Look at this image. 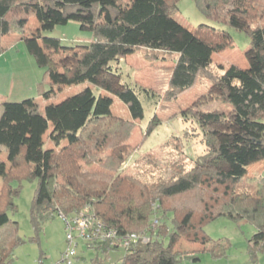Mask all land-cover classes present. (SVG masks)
Instances as JSON below:
<instances>
[{
    "label": "trees",
    "instance_id": "16d2710c",
    "mask_svg": "<svg viewBox=\"0 0 264 264\" xmlns=\"http://www.w3.org/2000/svg\"><path fill=\"white\" fill-rule=\"evenodd\" d=\"M178 1L0 0V53L7 48L2 36L16 32L25 39L28 52L43 68L37 84L43 99L56 98L64 84L89 80L114 92L130 113V117L114 114L111 98H96L89 86L43 107L34 97L0 99V264H11L13 250L24 242L17 235V221L9 217L16 210L14 196L23 179L37 182L29 206L35 237L55 215L71 216L89 205L118 235L148 238L125 247L111 239L86 243L102 252L103 260L110 250L122 247L123 256L111 264L198 260L197 253L208 243L212 257L222 256L225 244L212 243L204 231L220 216L254 226L247 239L253 261L256 251L264 249V177H257L253 189L239 184L250 160L259 154L264 158V25L248 21L264 11V0H195L206 17L244 29L250 39L248 67L229 64L218 74L209 72L230 109L192 113L205 143L202 154L188 161L171 160L174 172L168 178L117 170L131 153L128 140L142 115L139 94L154 93L119 82L112 63L133 51L146 60L170 61L164 97L173 99L195 85L213 53L232 47L231 35L224 29L206 23L189 29L179 23L174 17ZM31 16L38 21L32 34L25 28ZM241 17L244 26L238 23ZM70 20L92 32L87 47L62 50L58 38L42 34ZM49 122L54 147L44 148ZM217 125L225 129L219 131ZM4 151L7 161L1 155ZM163 237L168 238L166 248ZM182 240L195 242L200 249L176 247ZM101 261L96 257L93 264Z\"/></svg>",
    "mask_w": 264,
    "mask_h": 264
},
{
    "label": "rangeland",
    "instance_id": "374dc122",
    "mask_svg": "<svg viewBox=\"0 0 264 264\" xmlns=\"http://www.w3.org/2000/svg\"><path fill=\"white\" fill-rule=\"evenodd\" d=\"M261 4V2H259ZM256 5V4H255ZM264 8V1L262 2ZM178 10L175 19L189 29H193L199 23H206L214 27L228 31L232 38V47L220 53L211 55V63L207 70L201 73L195 85L181 93L173 99H166L164 92L170 74L168 67L170 61L166 60H146L137 51L125 55V58L112 63L119 82H126L130 85L137 84L148 88L153 95L139 94L142 115L135 120L128 143L131 153L126 160L118 167L122 173H140L141 176L148 177L161 176L168 178L174 172L170 161H188L195 159L202 154L205 143L202 139V131L198 126V121L192 117V113L197 110H222L228 111L229 105L220 98V91L212 85L209 79L210 73L218 74L229 64H236L240 67H248L249 60L246 52L250 48L249 35L244 29L233 24H225L213 21L206 17L197 7L195 0H179ZM262 12V11H261ZM249 18L250 25L256 23L264 25V11ZM30 18H35L31 16ZM32 20L28 22L27 32L32 28ZM239 25L244 26V19L238 20ZM30 28V29H29ZM42 34L48 37L58 38L60 48L66 51L82 49L87 47L93 34L90 30L81 28L78 21L70 20L66 24L56 25L50 30L43 31ZM2 41L11 48L10 54L16 53L17 62L10 63L7 57V65L11 70L0 63V90L9 92L11 82L15 87L13 98H0L9 101H20L24 98L34 97L43 107L47 102H59L70 94L82 90L89 86L96 98L107 95L111 98L110 108L114 114L122 117H130L127 105L114 93L107 92L103 87L89 80H83L74 84H64L61 86L57 97L51 100L43 99L39 95L37 84L42 80L43 68H40L33 57L27 54L24 39L16 32H10L2 36ZM20 42V44H18ZM24 44V45H23ZM12 45V46H10ZM21 48V49H20ZM5 51V50H4ZM3 51V52H4ZM61 55V54H60ZM1 60H5L4 57ZM3 62V61H2ZM210 72V73H209ZM20 87L17 89V84ZM48 83L44 84L47 90ZM21 90V91H20ZM30 90L29 94L22 96L21 92ZM18 92V95L15 93ZM24 95V94H23ZM149 125L150 130L148 131ZM51 122L43 134L44 148L54 147L48 137ZM219 131L225 129L223 125H217ZM166 143V144H165ZM164 145L160 146V145ZM167 145V146H166ZM2 157L6 159L5 151ZM93 168V167H92ZM96 168V167H95ZM264 177V158L261 154L250 160L247 172L240 180V185H245L253 189L257 177ZM35 179H23L18 189V194L14 196L16 210L9 212V217L17 221V235L24 240L16 246L12 252L13 260L11 264H52L67 247L65 239V229L61 217L55 215L41 226L38 236H34V230L29 219V206L36 187ZM14 182L12 185H16ZM204 231L211 238V242L219 247L224 243V254L219 257H212L208 251L210 244H206L204 250L197 253L198 260L181 259L177 264H264V249L256 251V260L251 259L248 250L247 239L251 237L255 228L249 223H236L227 216H220L210 221L204 226ZM34 237L35 240L31 239ZM161 244L166 248L168 238L163 237ZM75 264H93V260L98 257L102 260L99 264H111L117 262L124 254V249H112L108 257L102 252L88 248L82 241L77 240ZM176 247L183 250H198L200 245L190 241H178ZM195 253V252H194ZM193 253V254H194ZM95 264V263H94Z\"/></svg>",
    "mask_w": 264,
    "mask_h": 264
},
{
    "label": "built area",
    "instance_id": "2783aa9c",
    "mask_svg": "<svg viewBox=\"0 0 264 264\" xmlns=\"http://www.w3.org/2000/svg\"><path fill=\"white\" fill-rule=\"evenodd\" d=\"M59 216L64 225L67 247L53 264H75L77 240L86 244L102 239H111L113 242H119L124 247L129 246L138 239L148 240L146 236L136 233L118 235L116 230L104 224L89 205H85L80 211L71 216L64 214ZM154 223H157V219H154Z\"/></svg>",
    "mask_w": 264,
    "mask_h": 264
},
{
    "label": "crops",
    "instance_id": "0c3cea01",
    "mask_svg": "<svg viewBox=\"0 0 264 264\" xmlns=\"http://www.w3.org/2000/svg\"><path fill=\"white\" fill-rule=\"evenodd\" d=\"M33 21L32 22V28L30 29V30H28L29 32L28 33H34V31L38 28V21L36 20V18H29L28 20H27V22H26V26H25V28L27 29V25H28V22L29 21ZM24 42H25V46H23L24 48H25V50L27 51L26 53L27 54H29L31 57H33L29 52H28V50H27V47H26V41H25V39H24ZM18 44H20V42H18ZM24 45V44H23ZM10 46H12V45H10ZM11 48H9V49H6L4 52H2V53H0V59H3V57H4V59L5 60H1L0 61V63L1 64H5V66L6 67H8L10 70H11V73H9V76H11V74H12V69L10 68V66L9 65H7V58H5V57H7L6 55H8L9 56V60H10V63L12 64L13 62H17V58H16V56L15 55H17L16 53H14V54H10L11 52V50H10ZM21 49V48H20ZM34 58V57H33ZM125 58V57H124ZM3 61V62H2ZM37 64V63H36ZM39 66V65H38ZM40 68H42L41 66H39ZM14 87H15V83H14V81H12L11 82V86L9 87V92L7 93V91H5V93L3 92V91H1L0 90V98H3V97H7V98H9V99H11V98H13L14 96H12V94H13V92H14ZM19 87H20V83H18L17 84V89L16 90H18L19 89ZM21 91V90H20ZM29 92H30V90H28V91H24V92H21V94H22V96H25V95H27V94H29ZM16 95H18V92H16L15 93ZM24 94V95H23ZM15 98V97H14ZM62 253V252H61ZM61 253H60V255H61ZM59 255V256H60ZM58 259V258H57ZM56 259V260H57ZM76 259V258H75ZM55 260V261H56ZM54 261V262H55ZM53 262V263H54ZM52 263V264H53Z\"/></svg>",
    "mask_w": 264,
    "mask_h": 264
}]
</instances>
